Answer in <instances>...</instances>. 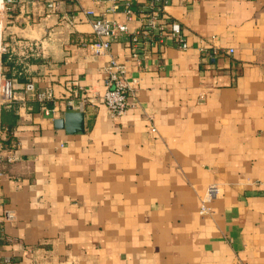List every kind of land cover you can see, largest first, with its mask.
<instances>
[{
	"label": "crops",
	"instance_id": "1",
	"mask_svg": "<svg viewBox=\"0 0 264 264\" xmlns=\"http://www.w3.org/2000/svg\"><path fill=\"white\" fill-rule=\"evenodd\" d=\"M3 1L0 66L18 99L0 109L2 142L17 140L0 152V212L14 213L0 264H264V0H168L190 47L140 60L128 34L90 43L108 40L95 18L136 31L144 0ZM111 56L137 79L119 120L101 98ZM27 82L52 86L56 109ZM79 86L99 95L72 134L55 121Z\"/></svg>",
	"mask_w": 264,
	"mask_h": 264
},
{
	"label": "built area",
	"instance_id": "2",
	"mask_svg": "<svg viewBox=\"0 0 264 264\" xmlns=\"http://www.w3.org/2000/svg\"><path fill=\"white\" fill-rule=\"evenodd\" d=\"M13 1V0H8ZM168 0H144L142 7L138 12L141 20V25L134 32H129L126 24L111 21L106 18H95L93 26L98 34L108 37V40L95 41L90 43V48L96 53L109 51L112 40L116 39L120 34L130 35V44L132 48V55L134 58L141 59L142 56H150V50L158 48L161 49L168 44L175 45L181 49H188L190 43L187 40L181 23L174 20L166 11ZM5 5L3 0H0V7ZM119 8L118 3H114L112 10ZM127 18L132 19L136 15L135 10L130 4L125 8ZM87 13L94 14V11L89 9ZM204 49V48H202ZM8 51V44L3 42L0 36V57ZM234 49L230 48L229 52ZM216 52L212 56H216ZM107 74L106 89L101 95L104 104L110 111L111 117L119 120L128 111L131 100L136 97V83L137 79L132 78L127 73L125 65L121 64L117 58L111 56L109 64L105 67ZM25 92L32 96L47 113L54 111L56 108H50L48 104L55 100V92L52 86L45 89H39L34 82H27L25 85ZM88 88L79 86L77 90V98H69L67 105L69 110L83 111L87 103H95L98 100V92H93L89 95ZM18 99V95L13 88V80L8 78L0 66V109L4 106H9L12 102ZM23 100H26L24 97ZM152 131H156L155 126H151ZM2 139L0 138V152L3 150ZM15 148H10L13 150ZM16 159L15 152H10L7 160L14 161ZM216 186H210L207 195L202 204V212L209 211L207 202H209L214 194H216ZM3 218V219H2ZM14 218L12 210H4L3 214L0 212V230L3 222L10 221Z\"/></svg>",
	"mask_w": 264,
	"mask_h": 264
},
{
	"label": "water",
	"instance_id": "3",
	"mask_svg": "<svg viewBox=\"0 0 264 264\" xmlns=\"http://www.w3.org/2000/svg\"><path fill=\"white\" fill-rule=\"evenodd\" d=\"M56 126L65 128L68 133L79 134L85 131V117L82 111L70 110L64 118L56 119Z\"/></svg>",
	"mask_w": 264,
	"mask_h": 264
},
{
	"label": "trees",
	"instance_id": "4",
	"mask_svg": "<svg viewBox=\"0 0 264 264\" xmlns=\"http://www.w3.org/2000/svg\"><path fill=\"white\" fill-rule=\"evenodd\" d=\"M3 147L8 146L11 148H14L15 146H17V140L14 136H10L9 138H7V140H3L2 142Z\"/></svg>",
	"mask_w": 264,
	"mask_h": 264
}]
</instances>
